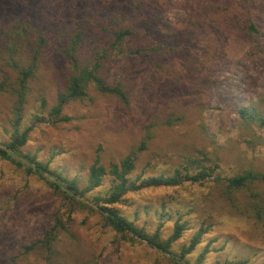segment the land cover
Here are the masks:
<instances>
[{
    "label": "rangeland",
    "instance_id": "obj_1",
    "mask_svg": "<svg viewBox=\"0 0 264 264\" xmlns=\"http://www.w3.org/2000/svg\"><path fill=\"white\" fill-rule=\"evenodd\" d=\"M126 29L132 35L116 47L115 33ZM76 35L82 63L101 58V77L121 84L129 104L90 84L89 98L66 106L70 120L55 122L50 112L73 74L65 51ZM41 37L46 44L18 125L20 133L32 128L23 153L81 187L97 159L109 167L131 153L138 187L213 169L201 183L129 193L115 208L150 234L160 229L163 239L184 224L176 252L203 230L192 264L205 250L203 264H264V182L231 195L227 188L230 178L264 173V125L238 114L247 107L264 118V0H0V144L16 132L13 63L28 66ZM142 49L152 51L132 53ZM111 186L105 178L89 198ZM67 215L45 181L0 158V264L12 257L17 264H173L145 243L124 240L98 214ZM58 218L64 227L50 250L23 255Z\"/></svg>",
    "mask_w": 264,
    "mask_h": 264
},
{
    "label": "trees",
    "instance_id": "obj_2",
    "mask_svg": "<svg viewBox=\"0 0 264 264\" xmlns=\"http://www.w3.org/2000/svg\"><path fill=\"white\" fill-rule=\"evenodd\" d=\"M248 29L253 34L259 33L253 23L249 25ZM131 35L132 31L128 29L116 32L114 45L117 47L122 41ZM80 42V35H76L68 50L65 51L66 57H68L72 64L73 74L71 75L64 92L58 96L57 104L50 112V116L55 122L70 120L68 116L63 115L66 106L73 101L89 98L88 88L90 84H93L100 93L104 95H113L117 97L122 104H129V98L121 84L109 85L105 79L101 77V58H98L91 63H82L78 56ZM45 44L46 39L41 37L34 48L31 62L28 66H21L17 62L13 63V66L19 71L18 87L15 91L18 99L15 120L16 132L8 143L0 144V158L10 162L18 169H23L27 175H33L40 180L45 181L49 188L52 189L54 195L59 197L68 207L67 218L69 221H72L73 214L76 213V211L88 210L92 213L98 214L104 221L105 226L112 228L118 234L122 235L124 240L145 243L149 247L168 257L173 264H192L188 260V257L192 255L202 243V238L205 234L203 230L196 232L189 243L185 244L180 252H176L174 247L176 243L182 239L187 230L184 224L176 223L171 236L167 239H163L160 229L154 234L148 233L143 228H139L133 222L122 216L115 206L120 204L129 193L138 192L142 188L160 186L175 187L186 182L194 184L201 183L214 173L213 169L209 172L206 168H202L197 174L188 173L186 176H181L179 172L172 178H152L146 181L144 186L138 187L136 183L130 179V176L136 169L138 156L136 153H131L121 162L112 163L109 167L104 166L101 164V161L97 159L95 164L89 170L87 185L81 187L77 179L64 177L57 171L52 170L50 164L40 162L36 156L29 153H23L22 149L29 142L32 128L26 129L20 133L18 131V125L22 120V111L26 101L25 98L28 92V85L38 71ZM151 51L152 50L142 49L133 51L132 53H144L145 56L146 54L150 55ZM238 114L243 121L247 122L259 119L262 125H264V118L257 116L254 111L247 107L239 108ZM144 148L145 142L142 143L140 150H144ZM107 177L112 178L110 191L107 192L105 196H96L91 200L89 196L104 185V180ZM258 182H264V173L251 171L244 175L230 178L227 180L228 194L231 195L233 191L241 192ZM255 209L257 210L258 207L255 206ZM261 215V210H258V218H260ZM56 224L57 225L53 230L46 234L45 240H40L37 243L24 246L22 248V254L26 255L30 251L35 250L37 246H43L45 249L50 250L51 243L56 240L55 232L59 231V228H62V226L64 227L61 218L56 220ZM207 255L208 250H205L197 259L196 264H203ZM17 259L18 257H12L11 263L17 264ZM225 264H247V262H226Z\"/></svg>",
    "mask_w": 264,
    "mask_h": 264
}]
</instances>
